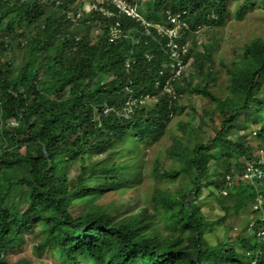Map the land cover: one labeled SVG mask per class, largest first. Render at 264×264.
Returning <instances> with one entry per match:
<instances>
[{"label":"trees","instance_id":"obj_1","mask_svg":"<svg viewBox=\"0 0 264 264\" xmlns=\"http://www.w3.org/2000/svg\"><path fill=\"white\" fill-rule=\"evenodd\" d=\"M125 1L149 32L111 0H0V264H38L7 259L27 236L37 238L38 257L48 252L59 264H264V158L255 155L264 150V41L233 50L219 93L213 46L198 37L225 24L230 4L241 19L248 9L264 14V0ZM178 17L177 37L160 34ZM116 22L123 35L111 41ZM192 97L215 107L199 113ZM146 177L160 184L151 207L118 213L98 203L139 191ZM237 195L260 215L248 226L255 242L236 229L209 245L206 232L225 217L208 222L202 201L238 209Z\"/></svg>","mask_w":264,"mask_h":264},{"label":"rangeland","instance_id":"obj_2","mask_svg":"<svg viewBox=\"0 0 264 264\" xmlns=\"http://www.w3.org/2000/svg\"><path fill=\"white\" fill-rule=\"evenodd\" d=\"M230 5L231 14L228 16V19L223 26H216L210 30H208V28L203 29V32L200 33L201 37L198 36L201 45L205 44L213 46L212 55L214 56V60L216 62L215 69L219 73V75H221V79L220 77H218L220 87L215 90L219 93L220 90L225 88L224 80L226 79L222 78V76L225 74L226 69L230 66L231 61L234 59L235 52L233 50L239 49V47H241V45H243L245 42L256 39H261L264 41V14L262 13V11H260L259 8H254L252 10L248 9L244 15H241L242 18L239 19L235 14L237 6L234 3ZM200 44L197 47L198 52L201 49ZM23 57V53L17 50V56L15 57L17 63L15 66L17 68L21 67ZM194 71V62L191 61L190 65L187 68L188 76L185 84L189 82V79ZM200 79L201 76L196 74L192 79V84L195 85L200 81ZM216 92L214 93L216 94ZM192 99H196L195 105L198 108L199 113H201L202 107H209V109L215 107V104L212 103L209 99L194 97H192ZM183 102L185 104H189L190 98L185 96V98H183ZM186 115L187 111L184 112L182 116H178L174 119V122L172 124V128L174 130L177 129V123L179 121L185 119L186 117L188 118V116ZM191 116H193V119H195V115L192 111L189 112V117ZM258 128L259 127L257 126H253L250 131L253 132ZM235 134L240 135L241 137L244 136L243 131L240 130H238ZM254 138L255 134L252 133V135L247 138V141L249 140L250 144L256 146L257 141ZM162 148V146L156 145L155 149L151 151L150 159H153L156 156L157 152ZM24 150L25 149L22 148L20 153H24ZM259 151L257 150L255 152V155H258L257 153H259ZM238 161L240 163H244V158L240 157ZM158 184V181H154L149 177H146L141 189H138L139 191L133 190V192H128L124 195H121L117 192H112L99 199L98 203L107 205L108 207H112L115 209L114 211H117L118 213H122L124 208L130 205L144 207L147 204L149 207H151V196ZM206 196L207 195L204 194L202 199ZM259 198L260 203L264 201V196L263 198ZM235 200L238 201V209L232 208L234 203L233 201H229L225 208H221L216 200L212 197L206 198L202 201V203H205V205L202 207V211L205 213L206 220L208 222H216L220 218L225 217L223 223H217L213 226L211 231L206 232L205 238L207 239L209 245H216L228 234H230V237H235L238 231L243 234L247 233L246 237L248 238V240H251L253 243L255 242L256 239H254L253 233L248 232V226L250 225V223H252L255 217L260 215L253 214L251 212L253 201L248 200L246 197L242 198L240 195H237ZM36 241L37 238H31L27 236L23 245L19 246L17 249L11 251L8 254L7 259L9 260V262L16 263L20 259L26 258L33 262H37L38 264H59L54 256H52L48 252L43 253L40 257H38L34 248Z\"/></svg>","mask_w":264,"mask_h":264},{"label":"built area","instance_id":"obj_3","mask_svg":"<svg viewBox=\"0 0 264 264\" xmlns=\"http://www.w3.org/2000/svg\"><path fill=\"white\" fill-rule=\"evenodd\" d=\"M100 1V0H99ZM111 4H113L116 9L118 10V14H125V16L130 17L132 19H135L136 21L141 22L142 25H144L147 28V32H149V26H151V23H149L137 10V6L134 5H130L127 1L125 0H111ZM88 7V6H87ZM92 9H100L101 12H103L106 16L111 17L112 13L110 11H108L105 8L102 7H98L97 5H89L88 8H85V11L90 12ZM81 14H78V17ZM171 21L175 24L174 28L171 29H166L164 30L163 28H159V32L160 34H167L169 37L173 38V37H177V30L180 29L181 25L185 22H182L179 17L178 18H171ZM123 35V31L121 29L120 23L116 22L112 27H111V36H110V40H116L119 39L121 36ZM174 49H173V53L172 56L175 58H178L179 53L178 50L180 48V46L174 44ZM177 48V49H176ZM176 49V50H175ZM187 51L186 47H183V53H185ZM177 66H178V70L176 71V75L179 76L181 75V71L184 68V66L182 65L181 61L178 60L177 61ZM259 155L264 158V150H260L259 151ZM247 172L250 173L249 175H255L257 174L258 176H262L261 171H259L258 169L254 168L252 165L247 166ZM259 202V201H258ZM260 204V202H259ZM257 208V205L254 207ZM252 226V225H251ZM259 236L260 238L264 239V232L261 231L259 232ZM1 255V253H0Z\"/></svg>","mask_w":264,"mask_h":264},{"label":"clouds","instance_id":"obj_4","mask_svg":"<svg viewBox=\"0 0 264 264\" xmlns=\"http://www.w3.org/2000/svg\"><path fill=\"white\" fill-rule=\"evenodd\" d=\"M89 5H90V4L86 5L85 8H86L87 6H89ZM137 9H138V8H137ZM138 12H139V11H138ZM141 15H142V14H141Z\"/></svg>","mask_w":264,"mask_h":264}]
</instances>
